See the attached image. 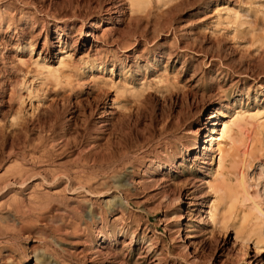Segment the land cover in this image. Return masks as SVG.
Returning <instances> with one entry per match:
<instances>
[{"label": "rangeland", "instance_id": "rangeland-1", "mask_svg": "<svg viewBox=\"0 0 264 264\" xmlns=\"http://www.w3.org/2000/svg\"><path fill=\"white\" fill-rule=\"evenodd\" d=\"M0 7V264H264V0Z\"/></svg>", "mask_w": 264, "mask_h": 264}, {"label": "bare ground", "instance_id": "bare-ground-1", "mask_svg": "<svg viewBox=\"0 0 264 264\" xmlns=\"http://www.w3.org/2000/svg\"><path fill=\"white\" fill-rule=\"evenodd\" d=\"M130 1V4H131V7L132 8H134V9H136L137 11L138 10H141V9H143V7H145L147 4H148V2H149V0H129ZM114 5V4H113ZM9 6V5H8ZM1 8V7H0ZM1 10V9H0ZM3 17V16H2ZM1 17V18H2ZM26 22V21H25ZM24 22V23H25ZM32 22V21H31ZM23 23V22H22ZM29 23V22H28ZM28 25V24H27ZM22 26V25H21ZM9 27V26H8ZM19 28V27H18ZM15 29V28H14ZM22 30H23V28H21ZM8 31V30H7ZM19 31H20V29H19ZM62 32V31H61ZM56 33V32H55ZM58 33H56V35H57ZM58 40L57 41H59L60 40V35H58V38H57ZM1 42V41H0ZM3 42V41H2ZM99 59V58H98ZM100 61V60H99ZM101 62H102V60H101ZM111 63H113V61H111ZM216 109V108H215ZM214 115V114H213ZM234 116V115H233ZM257 117H258V114L256 113V114H251V113H248V112H241V111H239V112H236V116H234L233 118L231 117L228 121H226V122H223L222 123V129H221V131H220V139H221V137H225V136H228L229 135V132H231V129L233 128V127H235V128H239L240 126H242L245 122L247 123V121H248V119H251V120H253V121H257ZM213 124H214V122L212 123V127L210 128V130H208L207 131V136H209L208 138H210V140H211V142L213 141V136H211V130L213 129ZM245 125V124H244ZM243 129H245L244 128V126H243ZM233 130H235V129H233ZM242 130V129H241ZM200 131V130H199ZM199 131H198V129H196L195 131H192V135H193V140L196 142V144L195 145H198V148L196 149V150H198L197 151V153H196V158H198V159H201L202 157H203V155L211 148V142H209V145H207V144H204L203 145V148L201 147V146H199V144H197V143H200V140L198 139V135H199ZM242 132V131H241ZM239 133H240V131H239ZM231 134V133H230ZM240 135V134H239ZM212 138V139H211ZM229 138H231V137H229ZM233 139V138H232ZM232 139H230V141L232 140ZM214 140H215V142H216V146H218L219 145V143L216 141V139L214 138ZM234 140V139H233ZM213 146V145H212ZM259 146V145H258ZM214 149V148H213ZM188 150H190L189 149V147H185V151L187 152ZM171 151V150H170ZM213 151V150H212ZM169 152V151H168ZM207 154V153H206ZM183 155V154H182ZM186 155V154H185ZM165 156V155H164ZM165 159L164 160H161V161H159L158 163H156V165L152 168V170L150 171V179H154V175H156L157 173H159V172H161V170H163V169H166L168 166H169V168H170V164L172 163L173 164V158H175V155L174 154H171V155H167V156H165L164 157ZM250 158V157H249ZM218 168L220 169V168H222L223 167V164H224V161H223V158L222 157H220L219 158V160H218ZM21 167H23V165L21 166ZM13 169V168H12ZM28 170H30V169H28ZM25 170H23V169H21V168H19V167H17V168H15V171H14V175H12L13 176V179H14V181H17L19 184H20V186L21 185H25V180H27L26 179V175H25ZM27 174V173H26ZM54 174V173H53ZM56 174V173H55ZM57 175V174H56ZM223 175V174H222ZM221 175V176H222ZM77 176V175H76ZM1 177V176H0ZM9 179V178H8ZM8 179H4L3 180V182L0 184V190H2V189H4V188H6L7 189V187L9 186V180ZM12 179V180H13ZM149 179V180H150ZM156 179H157V177H156ZM155 179V180H156ZM68 180V179H67ZM158 180V179H157ZM223 181V180H222ZM232 181V180H231ZM1 182V181H0ZM28 182V181H27ZM224 182V181H223ZM80 183H82V182H80ZM86 183V182H85ZM92 183V182H91ZM90 182H88L87 181V186H88V188H91V187H93V184H91ZM228 183V182H227ZM226 183V184H227ZM49 184V183H48ZM83 184V183H82ZM235 184V183H234ZM78 185H80V184H78ZM77 185V186H78ZM85 185V184H84ZM224 185V184H223ZM229 185V184H228ZM227 185V186H228ZM223 187H226V186H223ZM80 188V187H79ZM222 188V187H221ZM230 188V187H229ZM34 189V188H33ZM66 189V188H65ZM82 189V188H81ZM84 189V188H83ZM226 189V188H225ZM228 189V188H227ZM70 190V189H69ZM220 190V189H219ZM223 190V189H222ZM4 191V190H3ZM13 192V191H12ZM237 192V191H236ZM30 195V194H29ZM224 196V195H223ZM222 196V197H223ZM227 196V195H226ZM228 196L229 197H227V198H229V199H227V200H230L229 202L231 203V204H229V207L230 208H232V201H233V198L234 199H236L235 197H236V195L234 196L233 195V193H230V195L228 194ZM241 196V195H240ZM54 197V196H53ZM225 198V197H224ZM8 200L10 201V202H8ZM7 200V205L8 204H10V205H12L13 206V208H14V210H18V208L21 206V208H20V211L22 210V209H24L25 207L24 206H22L23 204V200H22V198H20L19 196H17L16 195V193H14L12 196H10V198ZM242 200H244V199H242ZM252 200V199H251ZM121 201V200H120ZM126 202L125 201V199L124 200H122L121 202ZM237 201V200H236ZM235 201V202H236ZM215 202V201H214ZM114 203H116L117 205H119L120 203L119 202H114ZM180 203H181V201H180ZM234 203V202H233ZM41 204V203H40ZM260 204V203H259ZM76 207H78V208H80V209H84V205H82V204H78V203H75L74 204ZM91 205V204H90ZM203 205V204H202ZM23 207V208H22ZM76 207H73V208H76ZM217 207V206H216ZM78 208H77V210H78ZM199 208V207H198ZM250 208V207H249ZM119 209V208H118ZM211 209H213L214 211H215V207H213V206H211ZM121 210V209H120ZM19 211V210H18ZM57 213H59L61 216H59V218H57V220L56 221H62V219L63 218H61L64 214H66L67 216H71L69 213H68V211H66V209H60V210H55ZM80 211V210H79ZM91 211H92V208H91ZM97 211V210H96ZM102 211V210H101ZM111 211V210H110ZM116 211V210H115ZM222 211V210H221ZM255 211H258V213H259V215L260 216H264V213H262V211L263 210H260V206H258V205H256V210ZM112 212V211H111ZM121 212V211H120ZM252 212V211H251ZM17 213V212H16ZM20 213H22V211L20 212ZM107 213V212H106ZM215 213V212H214ZM23 214H24V212H23ZM69 214V215H68ZM104 214H105V212H104ZM75 215V214H74ZM211 215L213 216V212H211ZM97 216H98V219H99V235L101 236V242H109V241H111L112 239H115L116 237H117V235L114 233V230L113 229H111L112 227H109L108 226V224L107 223H105L106 221H104V219H102V216H101V214L100 213H98L97 214ZM180 216H181V205H179V207H178V210H177V218H178V221H179V218H180ZM211 216V217H212ZM225 216V215H224ZM79 217V216H78ZM105 217V216H104ZM103 217V218H104ZM260 218V217H259ZM69 219V218H68ZM93 219V218H92ZM244 219V218H243ZM67 220V219H66ZM200 220V219H199ZM72 221V220H71ZM74 221V220H73ZM254 221V220H253ZM256 221L257 220H255V223H256ZM76 222V221H75ZM57 223H59V222H57ZM73 224H74V222H72ZM97 223V222H96ZM179 224H180V221L178 222ZM56 224V223H55ZM66 224V223H65ZM71 224V223H70ZM70 224H68V225H70ZM93 224V223H92ZM253 224H254V222H253ZM262 224V223H261ZM117 225V224H116ZM78 226V225H77ZM76 225L75 226H73L72 225V227L73 228H76L77 227ZM81 226V225H80ZM260 226V225H259ZM69 227V226H68ZM98 227V226H97ZM180 227V226H179ZM70 228H71V225H70ZM80 229V228H79ZM79 229H77V230H79ZM95 229V228H94ZM98 229V228H97ZM76 230V229H75ZM84 230V229H83ZM77 232V231H76ZM78 232H80V230L78 231ZM81 233V232H80ZM98 234V233H97ZM97 239V238H96ZM91 240V239H90ZM258 240L255 242V247H256V249L258 248V247H260V245H258ZM100 246V245H99ZM104 246V245H103ZM93 250V249H92ZM94 250H98V248L96 247ZM101 251V250H100ZM96 253V252H95ZM100 253V252H99ZM93 255H95V254H93ZM256 255V254H255ZM96 256V255H95Z\"/></svg>", "mask_w": 264, "mask_h": 264}]
</instances>
